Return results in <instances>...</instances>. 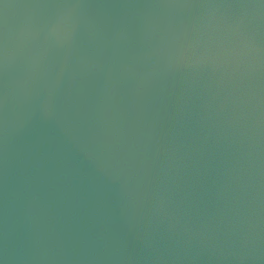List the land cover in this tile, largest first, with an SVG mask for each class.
<instances>
[{
	"label": "water",
	"instance_id": "water-1",
	"mask_svg": "<svg viewBox=\"0 0 264 264\" xmlns=\"http://www.w3.org/2000/svg\"><path fill=\"white\" fill-rule=\"evenodd\" d=\"M3 264H264V0H0Z\"/></svg>",
	"mask_w": 264,
	"mask_h": 264
},
{
	"label": "clouds",
	"instance_id": "clouds-1",
	"mask_svg": "<svg viewBox=\"0 0 264 264\" xmlns=\"http://www.w3.org/2000/svg\"><path fill=\"white\" fill-rule=\"evenodd\" d=\"M0 264H3V261L2 260H0Z\"/></svg>",
	"mask_w": 264,
	"mask_h": 264
}]
</instances>
